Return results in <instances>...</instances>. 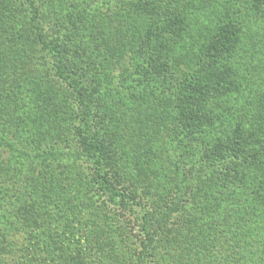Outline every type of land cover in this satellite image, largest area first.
<instances>
[{
  "label": "trees",
  "instance_id": "1",
  "mask_svg": "<svg viewBox=\"0 0 264 264\" xmlns=\"http://www.w3.org/2000/svg\"><path fill=\"white\" fill-rule=\"evenodd\" d=\"M70 1L66 8L54 0H0V142L32 139L40 143V156L61 140L77 146L90 176L80 181L68 179L70 185L60 186L66 200L80 209L91 206L87 187H96L137 223L143 238L134 264H149L157 208L141 204L138 197L143 192L123 182L115 158L117 142L114 145L99 134L102 126L118 139L124 105L128 104L134 114L128 127L124 126L129 131L124 137L137 138L139 131H150L166 142V151L175 154L173 159L179 147L177 142L172 144L174 139L186 138L191 129L206 124L203 121L214 128L227 124V133L211 147L204 164L200 163L201 172L212 178L215 174L242 175L250 154L264 157L260 153L264 152V114L257 99L260 95L248 93L262 82L256 86L248 73L253 55L250 48L259 49L260 44H244L238 20L251 15L252 26H256L252 28L258 34L264 31V0ZM207 9L221 17L214 26H197L194 14H208ZM137 18L146 26L141 36L130 33L133 27L142 28ZM196 28L202 36L196 34ZM89 45L99 47V67L87 52ZM124 52L131 54L128 66L111 75L105 63L121 59ZM260 56L263 58L262 52ZM128 77L147 78L140 85L142 91L135 92L141 99L136 103L138 112L125 95L118 94ZM154 78L163 79L170 100L148 99L153 90L148 81ZM148 112L153 115L151 121L143 118ZM256 140L259 147H255ZM2 154L0 151V188ZM34 184L37 191L50 189L49 180H35ZM31 195L23 203L20 219L34 226L39 205L34 193ZM63 257L66 264L74 260Z\"/></svg>",
  "mask_w": 264,
  "mask_h": 264
},
{
  "label": "rangeland",
  "instance_id": "2",
  "mask_svg": "<svg viewBox=\"0 0 264 264\" xmlns=\"http://www.w3.org/2000/svg\"><path fill=\"white\" fill-rule=\"evenodd\" d=\"M36 1L43 3L44 0ZM54 1L61 2L66 8L71 6L70 0ZM207 12L194 14L197 26H214L221 17L209 9ZM44 13H47L46 9ZM238 21L244 33V44H260L259 49L253 51L250 48L253 55L248 62V73L256 81V86L262 82L248 93L260 95L257 99L264 114V31L258 34L253 29L256 26H252L251 15ZM137 22H142L143 29L136 26L138 28L133 27L130 33L141 36L146 26L139 18ZM196 34L202 36L203 33L196 28ZM89 46L87 52L93 64L99 67L102 60L99 47ZM123 55L121 59L105 63L111 75H117L119 70L128 66L131 54L124 52ZM146 80L128 77L129 82L123 83L118 90L119 96L125 95L137 112L136 103L141 99L135 92L136 89L142 91L140 85L143 86L142 82ZM148 83L153 86L148 99L170 100L166 97L167 87L163 79L154 78ZM155 96L159 97L153 98ZM120 103L124 105L122 101ZM124 107L122 135L114 139L109 129L102 125L99 134H104L114 145L117 142L115 158L121 167L123 182L143 192V196L140 195L142 200L138 197L141 204L157 208L152 237L155 244L149 264H264V157L256 155L252 158L250 154L242 175L215 174L212 178L201 172L200 163L204 164L211 147L227 133V124L214 128L203 121L207 125L201 123L191 129L193 132L186 138L174 139L172 144L177 142L179 147L172 159L175 154L172 155L169 149L166 151V142L152 136L150 131H139L137 138L124 137L129 133L124 126L128 127L127 123L134 114L128 104ZM102 117L108 128V118L104 114ZM143 118L151 121L153 115L148 112ZM14 126L17 128L15 123ZM254 144L259 147L260 142L256 140ZM70 145L72 143L61 140L40 156V143L32 139L0 142L5 161L2 163L4 176L0 188L3 190V193L0 191V264H66L68 261H64V255L74 258L69 264H134L143 235L127 212L110 204L91 185H88L90 190L87 193L85 189L91 206L80 209L66 200L60 186L70 185L68 179L80 181L90 176L85 157L77 146ZM257 159L261 160L260 163ZM35 180H49L50 189L37 191ZM31 193L39 205L38 223L34 226L20 219L23 203L33 197Z\"/></svg>",
  "mask_w": 264,
  "mask_h": 264
}]
</instances>
